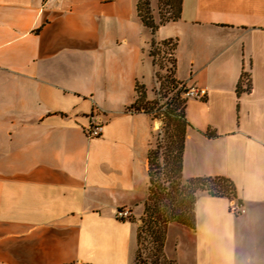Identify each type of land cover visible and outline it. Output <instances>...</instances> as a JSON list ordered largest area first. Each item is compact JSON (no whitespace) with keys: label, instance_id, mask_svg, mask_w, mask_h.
<instances>
[{"label":"crops","instance_id":"crops-1","mask_svg":"<svg viewBox=\"0 0 264 264\" xmlns=\"http://www.w3.org/2000/svg\"><path fill=\"white\" fill-rule=\"evenodd\" d=\"M136 5L0 0V264L132 263L137 225L115 213L142 215L157 123L127 107L136 86L151 100L162 41L175 43L173 79L204 92L186 99L182 178L235 187L233 200L196 192L194 228L168 223L163 254L264 264V0H181L153 33Z\"/></svg>","mask_w":264,"mask_h":264},{"label":"trees","instance_id":"trees-1","mask_svg":"<svg viewBox=\"0 0 264 264\" xmlns=\"http://www.w3.org/2000/svg\"><path fill=\"white\" fill-rule=\"evenodd\" d=\"M175 2L176 9L174 16L168 20L161 21V24L178 19L181 0H175ZM148 7V0H137L136 9L138 17L153 33L156 29V25L152 21ZM160 44L161 46H169L172 49L173 55L175 49L174 42L162 41L159 45ZM154 45L155 44L152 42L148 52L152 61H154V54L151 48ZM173 70L174 57L170 78L166 77V79L172 87L176 88L177 85L180 84L173 79ZM240 84L241 80H239L236 85L238 90ZM184 91L185 88L180 85L179 91L175 94L176 99H171L172 103L169 102L167 104V107L170 106V108L161 113L162 118L165 120L163 121L164 144L160 145L157 142L154 149H150L147 153L148 187L143 204L142 218L140 220L141 224L137 226L136 232V241L138 244L143 234H145V238L148 237L153 239L151 240L156 243V248L160 253L159 258H162V261H160L161 264H175L173 261L166 259L163 254V239L166 225L175 222L189 228H194V205L197 191H204L211 197H221L228 200L235 199V187L232 182L225 177H194L185 180L182 178V154L186 129L189 125L185 119L184 113L186 100H179L178 98ZM136 92L137 99L128 106L127 109L137 112L142 111L149 114L145 109L152 105L153 102L145 99L144 89L142 87L136 86ZM140 104H144L143 106L145 107H140ZM160 150H162L161 153H159ZM159 156H162V166L158 163ZM237 203L239 204L238 201ZM138 256L139 255H136V257ZM156 260L157 259L153 257L151 264H157ZM141 262L142 264H146L144 261Z\"/></svg>","mask_w":264,"mask_h":264},{"label":"rangeland","instance_id":"rangeland-1","mask_svg":"<svg viewBox=\"0 0 264 264\" xmlns=\"http://www.w3.org/2000/svg\"><path fill=\"white\" fill-rule=\"evenodd\" d=\"M153 1V0H151ZM149 2V1H148ZM149 8L150 16L151 18L156 17V21L158 24H161V21L168 20L169 18L173 17L175 14V9H176V2L175 0H156L155 7ZM153 23L154 20L152 19ZM152 53L154 54V66H155V76H154V82L156 83V86L154 84L153 88V96L151 100L153 104L148 106L145 110H147L154 119V121L157 123V128L154 131L155 133H152V142L155 146V144L158 142L160 145L164 144V137H163V132H164V126H163V121H165L162 118L161 113L169 109L170 106L167 107V104L171 102V99H176V92L179 91L180 85H177V87H172L166 77L170 78V71L172 70V62H173V55H172V49L169 46H165L159 43L155 44L152 48ZM173 74V73H172ZM173 77V75H172ZM151 84L149 83L148 86ZM150 87H148V94L151 96L152 93L150 92ZM188 97H185L183 93L179 95V100L180 99H187ZM146 99V96H145ZM174 102V100H173ZM144 104H140L139 106H143ZM137 108V107H136ZM154 146L152 149H154ZM162 150L159 151L161 153ZM158 163H160V166H162V156L158 157ZM198 192V191H197ZM237 203V201H236ZM238 204V203H237ZM240 205V204H239ZM233 208L230 205V209ZM138 210L135 209V215H130L127 219L131 223L136 224L137 221H139V225L141 224V218L142 215L139 216L137 214ZM233 212V211H232ZM234 213V212H233ZM119 221H124V220H119ZM137 225V226H139ZM141 241L139 244L137 241H135V246H134V252L132 256V263L131 264H142L141 261H144L146 264H151V260L156 258L157 264H161L160 261H162V258H159V250L156 248V243L153 242L152 238H145V234L141 236ZM152 239V240H151ZM136 255H139L136 257ZM152 256V257H151ZM149 257V258H148ZM151 257V258H150Z\"/></svg>","mask_w":264,"mask_h":264},{"label":"built area","instance_id":"built-area-1","mask_svg":"<svg viewBox=\"0 0 264 264\" xmlns=\"http://www.w3.org/2000/svg\"><path fill=\"white\" fill-rule=\"evenodd\" d=\"M48 0H42L43 3H45ZM204 92L202 90H194V89H185V91L183 92V95L185 97H198L200 95H203ZM102 129V123L100 121V119L97 116H92L87 124V126L85 127L84 133L86 135L87 138H95L98 137L100 135ZM233 200V199H232ZM233 208L232 211L234 213H242L243 212V208L241 207V205L237 204L236 202H232L230 204ZM130 216V212L127 209H118L115 213V219L116 220H125Z\"/></svg>","mask_w":264,"mask_h":264},{"label":"water","instance_id":"water-1","mask_svg":"<svg viewBox=\"0 0 264 264\" xmlns=\"http://www.w3.org/2000/svg\"><path fill=\"white\" fill-rule=\"evenodd\" d=\"M136 225H139V221L136 222Z\"/></svg>","mask_w":264,"mask_h":264}]
</instances>
